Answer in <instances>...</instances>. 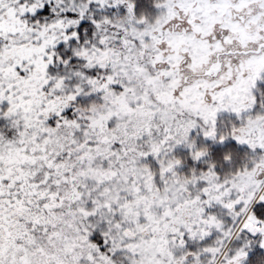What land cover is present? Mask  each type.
Returning <instances> with one entry per match:
<instances>
[{
    "label": "snow or ice",
    "instance_id": "snow-or-ice-1",
    "mask_svg": "<svg viewBox=\"0 0 264 264\" xmlns=\"http://www.w3.org/2000/svg\"><path fill=\"white\" fill-rule=\"evenodd\" d=\"M0 264H264V0H0Z\"/></svg>",
    "mask_w": 264,
    "mask_h": 264
}]
</instances>
